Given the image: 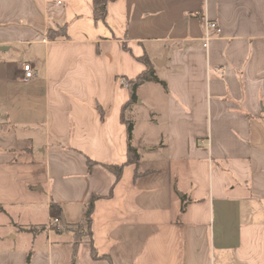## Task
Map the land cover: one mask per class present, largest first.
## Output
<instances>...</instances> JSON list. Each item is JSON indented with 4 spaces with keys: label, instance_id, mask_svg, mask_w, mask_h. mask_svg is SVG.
<instances>
[{
    "label": "crops",
    "instance_id": "0c3cea01",
    "mask_svg": "<svg viewBox=\"0 0 264 264\" xmlns=\"http://www.w3.org/2000/svg\"><path fill=\"white\" fill-rule=\"evenodd\" d=\"M93 195L115 264H264V0H0V264H105Z\"/></svg>",
    "mask_w": 264,
    "mask_h": 264
},
{
    "label": "trees",
    "instance_id": "16d2710c",
    "mask_svg": "<svg viewBox=\"0 0 264 264\" xmlns=\"http://www.w3.org/2000/svg\"><path fill=\"white\" fill-rule=\"evenodd\" d=\"M114 0H92V12L93 17L96 21H105L107 16V7L109 2ZM48 37L51 40L59 39L61 37H67V27L62 26L58 29H50L48 30ZM146 65V69L137 75L135 78L128 80L131 98L126 106V113H125V121L127 125V133H128V159L126 163L136 164L138 167L140 162V153L138 149L132 145V134H133V120L130 115L127 113V109L131 106V104L135 103L138 100L137 96V89L140 85L144 84L145 82L154 81L160 82L164 86L166 83L161 81L156 73L154 64L151 60L146 56L143 55L138 58ZM95 162L91 159H88V166L91 168ZM125 164L121 165H107V167L112 170L117 178H120L123 172ZM99 198L97 195H93L92 198L86 203V208L84 212V219L83 222L77 223L72 226V231L74 233V243L77 245L87 237L89 241L92 243V256L95 259H104L106 261L105 264H115L110 255H99L98 251L96 250L95 246L93 245V237H92V214L94 210L95 200ZM51 207L53 210L56 211L57 214H61V206L56 202H51ZM46 225L40 226H28V227H20V229L36 233L37 231L44 230Z\"/></svg>",
    "mask_w": 264,
    "mask_h": 264
},
{
    "label": "built area",
    "instance_id": "2783aa9c",
    "mask_svg": "<svg viewBox=\"0 0 264 264\" xmlns=\"http://www.w3.org/2000/svg\"><path fill=\"white\" fill-rule=\"evenodd\" d=\"M210 29H213L215 30L216 32H220V28L219 26L217 25V23L215 22H212V23H208L207 25V30H206V33H205V45L208 44V41L212 38V32L210 31ZM23 72H24V80L25 81H30L32 80L33 78L36 77V74H35V71H34V67L31 63H25L24 64V67H23ZM122 83L129 87V82L126 80V79H122ZM50 226H53V227H56L57 229H61V226H60V223H59V219L57 218H54L52 223L50 224Z\"/></svg>",
    "mask_w": 264,
    "mask_h": 264
}]
</instances>
